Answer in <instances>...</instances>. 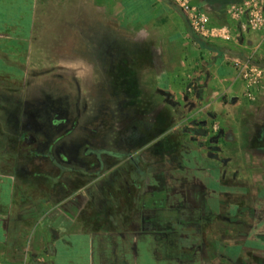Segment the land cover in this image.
<instances>
[{"label":"crops","instance_id":"crops-1","mask_svg":"<svg viewBox=\"0 0 264 264\" xmlns=\"http://www.w3.org/2000/svg\"><path fill=\"white\" fill-rule=\"evenodd\" d=\"M168 1L0 0V264H264V81L249 100L231 66L234 58L264 65V33H243L230 21L227 7L242 0H193L232 29L229 42H198ZM94 23L135 41L129 92L141 93L140 85L146 100L160 101L157 114L176 112L179 126L208 140L182 154L178 168L145 174L141 193L164 201L155 210L80 201L88 193L74 195L70 177L58 185L55 135L44 131L41 149L24 144L41 83L51 82L42 68L67 75V37L74 28L88 37ZM144 109L153 114L151 104ZM164 213L200 221L204 242L192 260L171 256L159 235Z\"/></svg>","mask_w":264,"mask_h":264},{"label":"rangeland","instance_id":"rangeland-1","mask_svg":"<svg viewBox=\"0 0 264 264\" xmlns=\"http://www.w3.org/2000/svg\"><path fill=\"white\" fill-rule=\"evenodd\" d=\"M123 27L128 29V26ZM90 28L92 34L88 37L82 36L79 28H74L73 36L67 37V49L70 50H67V58H61L67 60V63L69 58L71 59L72 68L67 70V75L60 72L64 71V68L56 67L50 68V71H56L55 76L47 78L50 71L42 68V79L51 82L41 83V99L35 104L38 110L31 123H26H37L36 128L42 136L45 135L44 131L49 130L55 135L56 142L51 152L57 163L62 166V170L56 169L58 185L64 180L68 181L70 177V190L74 195L88 193V197L83 195L80 201L82 199L92 205L105 200L111 208L116 204L112 197L115 196L116 189L123 187V184L118 185L116 180L115 188L111 186L104 189V186L109 184L108 178L112 171H118V163H112L110 167L106 164L104 175L99 178L87 176L83 174L86 169L82 163V151L85 147L106 149L139 158L146 172L155 178L161 176L166 169L178 168L182 154H191L201 140H196L192 128L179 126L176 112L167 115L163 110L157 114L159 110L154 107L159 105L160 101L146 100L140 85L135 86L141 93L129 92V82L134 78L131 71H135L132 67L136 62L134 53L132 54V51L136 50V44L129 34L123 31L116 35L107 26L101 27L95 23ZM97 32L101 34H95ZM256 32L264 33V28ZM113 44L117 50L115 54L111 47ZM61 52H56V55H64ZM114 59L117 61L116 67L112 64ZM85 62H88L86 67ZM116 71H120L122 76L114 79ZM82 72L88 77H82ZM87 78L89 83L86 82ZM150 104L153 114H147L152 110L144 109ZM49 106L62 115L59 117L63 120L60 125H55L49 118L41 121L39 111H48ZM90 163L94 166L92 171H96L95 161ZM123 163L125 161L120 162L121 170L126 165ZM114 166L116 170L113 169ZM64 173L67 175L66 179ZM225 182L231 185L241 183L229 180ZM144 186L149 187L148 181L143 180ZM166 215L177 218L173 213H164V216ZM185 215L186 218L191 217L189 212Z\"/></svg>","mask_w":264,"mask_h":264},{"label":"built area","instance_id":"built-area-1","mask_svg":"<svg viewBox=\"0 0 264 264\" xmlns=\"http://www.w3.org/2000/svg\"><path fill=\"white\" fill-rule=\"evenodd\" d=\"M169 1L181 11L189 29L200 39L223 42L232 40V29L226 25L214 24L209 14L193 0ZM226 13L230 21L243 33L264 28V0H242L230 4ZM231 66L244 86L246 98L254 100L256 90L264 81V67L238 58L231 60Z\"/></svg>","mask_w":264,"mask_h":264},{"label":"flooded vegetation","instance_id":"flooded-vegetation-1","mask_svg":"<svg viewBox=\"0 0 264 264\" xmlns=\"http://www.w3.org/2000/svg\"><path fill=\"white\" fill-rule=\"evenodd\" d=\"M38 115L41 118L42 122H44V120L49 118L55 125L61 124L60 122L62 119L60 120L59 117H61L62 115L58 114L57 111H55V109L51 106H49L48 111H43V112L39 111ZM26 121H28V118H26ZM28 125L29 123L27 122L26 123L27 128H26L25 137H24V144L26 148H29L32 150L43 148L44 136L41 135L40 130H37L36 128L37 123L32 124L34 125L33 129ZM55 142H56V139H55ZM198 143H199L198 147L206 146V144L208 143V140L199 141ZM64 160L66 161V158H64ZM92 160H94L96 163V166H97L96 171H92L94 168V166H92V164L90 163ZM111 160L112 162H110ZM121 161H125V163L123 164H126L123 170L120 169ZM82 163L84 164L85 169H86L85 171H83V174L87 176H94L97 178L104 175L103 170L105 169L106 164L108 165V167H110L112 163H118L117 168L115 166L113 167V169L116 168L118 171L116 172L112 171L113 172L112 175L109 174L111 175L108 178L109 184L107 186H104V189H108L111 186L112 188H115L114 185H115L116 180L118 182V185L123 184V187L119 186L118 189H116L117 194L115 193V196L111 195L113 196L112 198L116 202V204L113 205L115 208H121L123 207L125 203H128V202L131 203L129 194L134 195L135 192L143 189V183L142 185H140V180L141 178L145 176L147 172L145 170V167L142 166V162L139 158L133 157L129 154L126 155L124 153L110 151L106 149H95L91 147H85L82 151ZM55 164H56L57 169L62 170V166L59 165L56 160H55ZM119 178L122 182L119 181ZM120 188L121 190H123L121 193H120L121 191ZM108 194L110 195L111 193H108ZM93 205L109 206V204L105 200L97 204L93 203ZM107 214L108 212H106V215ZM235 218L236 216L234 217L233 220L231 218H227V221H233L234 223H236L237 220Z\"/></svg>","mask_w":264,"mask_h":264},{"label":"trees","instance_id":"trees-1","mask_svg":"<svg viewBox=\"0 0 264 264\" xmlns=\"http://www.w3.org/2000/svg\"><path fill=\"white\" fill-rule=\"evenodd\" d=\"M168 4L179 10L170 1H168ZM191 34H192V38L195 41L198 42L202 41L192 31ZM261 66L264 67V65ZM143 180L144 177L141 178L140 185H142ZM158 182L162 183V186L164 187V181L162 179H160V181ZM129 195H130L131 203L130 202L125 203L123 207H121V210L126 209L128 205H131L133 207L134 205L137 204L138 205L148 204L150 205V208L155 210L158 207L157 205L160 204L162 201V200L159 201V196L154 192L141 193V190H138L137 192L134 193V195L132 194ZM159 227L161 230L159 231V235L163 238L164 242L168 244L170 249V254L174 258L185 261L192 260L195 252L201 248L204 242L203 229L199 220L181 221L178 218H172V216H170L165 220H163L162 223L159 224Z\"/></svg>","mask_w":264,"mask_h":264},{"label":"water","instance_id":"water-1","mask_svg":"<svg viewBox=\"0 0 264 264\" xmlns=\"http://www.w3.org/2000/svg\"><path fill=\"white\" fill-rule=\"evenodd\" d=\"M120 156V155H119Z\"/></svg>","mask_w":264,"mask_h":264}]
</instances>
